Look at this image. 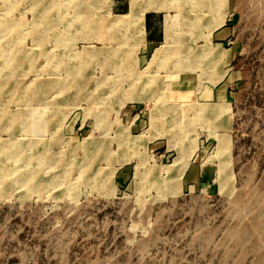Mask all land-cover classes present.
I'll return each instance as SVG.
<instances>
[{
    "label": "rangeland",
    "instance_id": "rangeland-1",
    "mask_svg": "<svg viewBox=\"0 0 264 264\" xmlns=\"http://www.w3.org/2000/svg\"><path fill=\"white\" fill-rule=\"evenodd\" d=\"M0 264H264V0H0Z\"/></svg>",
    "mask_w": 264,
    "mask_h": 264
},
{
    "label": "crops",
    "instance_id": "crops-1",
    "mask_svg": "<svg viewBox=\"0 0 264 264\" xmlns=\"http://www.w3.org/2000/svg\"><path fill=\"white\" fill-rule=\"evenodd\" d=\"M147 25H149V29H151L150 24L147 23L146 17H143V29L145 30L147 28ZM225 91L226 88L225 86H220L216 89V91L213 93V97L216 100H223L225 97Z\"/></svg>",
    "mask_w": 264,
    "mask_h": 264
},
{
    "label": "bare ground",
    "instance_id": "bare-ground-1",
    "mask_svg": "<svg viewBox=\"0 0 264 264\" xmlns=\"http://www.w3.org/2000/svg\"><path fill=\"white\" fill-rule=\"evenodd\" d=\"M159 51V50H158Z\"/></svg>",
    "mask_w": 264,
    "mask_h": 264
}]
</instances>
